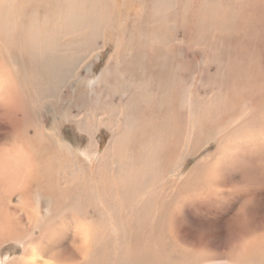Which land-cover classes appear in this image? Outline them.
Returning <instances> with one entry per match:
<instances>
[{"label":"bare ground","instance_id":"bare-ground-1","mask_svg":"<svg viewBox=\"0 0 264 264\" xmlns=\"http://www.w3.org/2000/svg\"><path fill=\"white\" fill-rule=\"evenodd\" d=\"M110 1L0 0V117H5L0 126V247L5 243L10 250L14 245L22 246V254L17 258L15 256L16 259L11 264H264V217L255 221L240 213L244 203L259 193L256 191L257 187L264 185V159L262 154L258 153L262 152L264 155V149L258 143L248 142L245 139L247 136L264 135V129L257 130L249 126L251 131H244L239 134V138L234 136L230 143L221 145L213 161L197 167L203 173L195 179L196 184L188 192V198L205 217L214 213L223 215V220L218 222L222 238L216 239L217 242L211 244L209 236L193 237L179 230L175 224H171L175 227L172 229L175 237H168L171 230L163 224L160 209L158 207L152 209L154 203L148 204L154 189H148L147 186L150 184L152 186L156 180H159L161 172L164 171L165 165L161 156L168 151V160H170L175 150L174 159H178L180 154L177 155L179 152L177 149L180 148L181 143L179 145L176 139L177 143L171 146L173 133L171 125L150 123V121L147 125L143 123L144 117L140 110L141 116L134 117L131 114L133 107L137 109L141 102L146 101L149 92L148 90L144 93L136 92L137 83L141 84L144 80H132L133 72L128 71L130 73L126 81L129 83L133 81V89L127 95H124V92L115 94L121 86L120 79L105 80L109 66L105 67L98 81L94 83L97 91L100 89V94L85 92L87 100H92L90 105L93 102H98L100 105L93 106V112L96 114L78 113L74 120L69 117L71 122L73 121L70 125L79 141L75 150L71 148L68 140L61 136L60 130L46 132L43 128L39 129L40 124H36L34 117L36 106L33 108V102L37 104L54 96H57L58 101L60 100V89L74 75V69L78 71L80 67L79 55L84 46L89 45L86 44L89 32L97 29L103 19L110 17L114 12L112 11L114 7L112 9V6L111 8L109 6ZM176 2L175 0L168 2L166 0L160 4L156 2V6L166 9ZM149 4L152 3L149 1ZM243 4L245 5V2ZM122 5L127 7L125 2ZM217 6L219 8V5ZM145 9L146 6L142 9L143 13ZM163 13L155 11L152 19L159 22L162 19L164 22L168 21L169 15ZM141 16L139 15L138 18ZM108 19L110 21V18ZM105 24L108 25V21ZM153 28L147 26L146 31L152 32ZM159 38L158 41L161 39ZM131 49L130 42L129 45H123L121 48L122 56L128 58V66L126 65L128 68H131L133 62L131 58L135 52L134 48ZM9 54L14 56L11 55L9 58ZM158 61L160 63L163 59ZM162 72L164 73V70ZM140 76L146 80L144 73ZM77 78L78 74L76 80ZM109 83L113 85L112 88H109ZM92 86H88L90 90L96 89ZM108 92L109 96L106 94ZM114 94L117 96V102L112 98ZM81 99L83 100V97ZM199 118L202 119L201 116ZM252 119H248L246 123ZM148 120L149 117L146 121ZM105 130L111 135L109 140L107 139V146L99 157H92L90 149L94 147L95 136ZM82 137L87 138L86 144L81 143ZM39 138L41 141H38ZM194 140L196 139L192 141ZM186 145L184 148L187 147ZM224 174H227L228 178L220 179ZM260 193L264 194V189ZM230 195L233 196L232 201L228 205H222ZM13 196L18 197L16 207L8 202ZM165 197L164 195L160 201L163 202ZM217 204L222 207L218 209ZM209 218L204 220L209 221ZM235 219L237 224L232 222ZM230 228L238 230L232 231ZM33 232H36V235L29 237ZM2 260L0 259V264H3Z\"/></svg>","mask_w":264,"mask_h":264},{"label":"rangeland","instance_id":"rangeland-1","mask_svg":"<svg viewBox=\"0 0 264 264\" xmlns=\"http://www.w3.org/2000/svg\"><path fill=\"white\" fill-rule=\"evenodd\" d=\"M121 1L122 0H111L109 2V6L110 8L112 6V9L114 7V9L112 10L114 11L111 15L112 17L110 16L104 18L101 24L97 28L98 31L97 29H95L92 30V32H89L88 39L86 41V44L89 45L84 46L83 51H81L79 55L80 61L78 62V64L80 63V67L78 68V71L75 68L74 75L72 76L73 78L70 77L67 80V82L64 84V87L60 89L62 99L60 98V100L58 101L57 96H54L51 99L41 100L37 104L33 102L34 103L33 108L36 106V110L34 111V115H35L34 117H36V124H40L38 125L39 129L43 128L44 131L46 132H53L54 130H60L59 132L61 133V136L65 140H68V143H70V145L72 146L71 148L75 150L79 141L77 140L76 138L77 135H75V132L70 125V123H73V121L71 122L69 117H71V119L74 120L78 113L84 115H89L91 113L96 114L95 112H93V106L96 107L100 105L98 102L97 103L93 102L90 105V102L92 100L89 101L87 100L86 98L87 96L85 95V92H89L90 94H95V95L100 94L99 92L100 89L99 91H97V87L96 85H94V83L98 81V78L101 75L102 71L105 69V67L109 66L108 67L109 73L105 80L110 81V80L120 79L122 81L121 86H119V90H117L115 94L119 95V93L121 94L122 92H124L125 93L124 95H127L128 92L129 91L131 92L133 89L132 88L133 81H131L130 83L127 82L126 81L127 76H129L130 72H133L131 78L132 80L133 79H138L140 81L144 80V82L141 84L137 83L136 92L144 93L146 90H148L149 92L147 93L146 101L141 102V104L139 105L140 107H138L137 109L133 107V109L131 110V114L135 117L139 115L141 111L144 117L143 123L147 125L149 124V121L150 123L162 124L167 126L171 125L173 127V133L171 134V138H172L171 146L173 147V145H175L177 141L179 145L181 143L179 148L180 150L177 149V152L178 151L180 152L177 153V155L180 154L178 155L180 157H177L178 159H174L176 157L175 150L173 151L172 153L173 157L172 159L170 158V160H168V155H169L168 151H165L164 154L161 156L165 165L163 169L164 171L161 172V177L159 180H156V182L153 184L154 186L153 185L151 186V184L147 186L149 187L148 189L150 188L154 189L153 195H151L148 199V204L151 205L154 203L152 209H156L157 207L158 209H160L161 220L163 221V224L166 225V228L168 227V229L171 230L168 234L169 235L168 237H175L173 232L174 230H172L175 227L171 226V224H175L179 230H182L186 232V234L192 235L193 237L206 238V236H209L211 244H213L217 242L216 239L218 240L222 238L221 228L219 227L220 224L218 222L220 220H223V215L214 213V215L210 214L205 217L203 214L199 212L196 206L193 205L192 200H190V198H188L189 196L187 195L188 192L192 190L193 185L196 184L195 179H197L203 173L199 171L200 169L197 167L204 166L208 162L213 161L218 151H220L221 145H227V143H230L234 136L236 138L237 137L239 138L240 137L239 134L244 131L247 130L251 131L249 126L255 127L257 130L264 129V103H263L264 102V41H263L264 40V7H263L264 0L262 1L261 0H234V1L233 0H198L199 3L197 0H175L177 1L176 4L166 9L164 7L158 8L156 6V2L160 4V2L166 0H135V1L124 0L122 2ZM149 1L152 4H149ZM123 2L126 3L127 7H124L122 5ZM233 2L234 4H232ZM244 2L245 5L243 4ZM217 5H219L220 9L218 8ZM144 6H146V9L145 12L143 13L142 9H144ZM137 8L140 10H138ZM157 10L159 13H163V12L167 13L169 15L168 21L164 22L162 19L160 23L159 21L153 20L155 11ZM217 12L218 14L216 15ZM139 15L140 16L142 15L141 18L140 17L138 18ZM173 16H175V18ZM108 18H110V21ZM113 19H116V21L115 20L113 21ZM107 21H108V25L105 24L107 23ZM138 22L139 24H137ZM135 25L137 26L135 27ZM103 26H106V28L104 27L105 28L104 29ZM145 26L146 27L152 26V28L153 27L154 28L152 29V32L151 31L147 32ZM161 28L163 29L161 30ZM160 30L162 33L160 32ZM175 31L176 33H174ZM156 33H158L159 35ZM133 35H135V37ZM235 35L238 36L236 37ZM102 36L106 38H103ZM209 37L210 38L212 37L213 40L210 39ZM158 38L160 39L159 41ZM139 39L141 41H139ZM161 40L162 42H160ZM123 41L126 43H124ZM129 42H130V46L132 47L131 50H133L134 48L133 51H135L133 53V57L131 58V60L133 61L131 63V68L126 67V65L128 66V60H127L128 58L122 56V51H121L123 45L126 44L129 45ZM148 42L150 43L148 44ZM138 43H140L141 47ZM144 48L147 50H145ZM165 48L168 50L166 51ZM151 50L152 52H150ZM170 51L173 52L170 53ZM218 53H220L221 55ZM11 55L14 56L13 54H9V58H11ZM209 55L210 57H208ZM237 55L238 56L241 55V56L238 57ZM160 59L161 61L163 59V61L159 63L158 60ZM147 60L149 61V63ZM261 68L263 70H261ZM122 70L124 72H122ZM129 70L130 72L128 73ZM163 70L164 73L162 72ZM141 72L144 73L146 80L140 76V74H143ZM77 74H78V78L76 80ZM169 74L172 76H170ZM199 83L201 84V86L199 85ZM205 84L207 85V87ZM91 85H93L92 87L96 88V89L93 88L95 91L92 90V88L90 90L88 86ZM171 86L174 88H172ZM112 87L113 85L109 83V88ZM175 88L178 91L175 90ZM157 92H159L160 94ZM106 94H108V96L110 95L109 92ZM115 94L114 96H112V98H114V101H116L117 99V96H115ZM82 97L83 100L81 99ZM57 101L60 103H58ZM94 101L96 102V98ZM159 105L163 108H161ZM193 105L195 106V108ZM199 115L202 117L203 120L199 118L200 117ZM146 116L147 118L149 117L150 120L146 121L147 120ZM239 117H241V119H239ZM4 118L5 117H0V126ZM170 118L173 119V121H171ZM250 118L253 119L249 123H246L247 120ZM224 119L225 121H227L226 123ZM237 119L239 120L236 121ZM186 120L187 122H185ZM199 120L201 122H199ZM215 121L217 122L215 123ZM50 123L51 125H49ZM216 124L217 126L218 125L219 126L218 127L215 126ZM225 125L228 127H226ZM189 132L190 134H188ZM191 133L192 134L195 133V135L194 134L192 135ZM108 135L109 132L105 130V131H101L100 133H98V135L95 136L97 140L98 138H100V142L98 140L99 143H97L96 139L94 140V144H93L94 147L90 149V154L92 157L100 156L102 151L107 146V142L111 136ZM182 135L185 137V139ZM186 136L189 139L186 138ZM190 136H193L194 138L193 137L191 138ZM182 138L185 141H183ZM193 139H196L194 140L195 143L192 141ZM38 141H41V139L39 138ZM245 141L256 142L264 149V135L262 136L252 135L250 137L247 136ZM86 142H87V138L82 137L81 143L86 144ZM191 143L193 145L195 144L194 147ZM198 144H200V146H198ZM184 145H186L187 147L189 145V147L191 146L190 148L192 147L193 148L192 149H190L189 147L184 148ZM181 147L183 148V150ZM192 152H194L195 154ZM258 153L262 154V158L264 159L263 153L262 152H258ZM196 158L199 159V161ZM173 163L175 165H172ZM192 163L193 165H191ZM255 163H260V162L255 161ZM170 164L172 167L170 166ZM186 169L188 170L186 171ZM195 169L197 171H195ZM177 175L179 177H177ZM227 178H228L227 174H224L222 177H220V179H227ZM186 185L188 187H186ZM263 189H264V185L263 184L259 185L256 189V191L259 193L254 197H252L251 199H249L248 201H246L243 205V209L240 211V213L242 212V214L250 220L256 221L264 217V194L260 193L261 190ZM243 194L245 195L246 192H244ZM164 195L166 197L164 201L161 202L160 200ZM168 195L169 197H167ZM16 197L17 196H13L8 199L10 205L17 206L18 197L17 198ZM232 199H233L232 195L228 196L222 202V205H228L232 201ZM179 200H181L182 202ZM165 202H167V204ZM179 204L181 205L179 206ZM171 207H173V209ZM217 207L219 209L222 206L220 204H217ZM207 217H210L209 221L204 220L207 219ZM212 218L214 221L212 220ZM164 219H166V221H164ZM232 222L234 224H237L236 219L233 220ZM241 225L242 223H240V226ZM230 230L237 231L238 229L230 228ZM33 234L35 236L36 232L31 233L29 237L32 236ZM8 240L10 239L8 238ZM20 254H22V246H20V244L17 245V247L16 245H14L11 250L6 243L0 247V259L1 260L3 259L2 260L3 264H9V263L11 264V262L14 259H16L17 256H19Z\"/></svg>","mask_w":264,"mask_h":264},{"label":"flooded vegetation","instance_id":"flooded-vegetation-1","mask_svg":"<svg viewBox=\"0 0 264 264\" xmlns=\"http://www.w3.org/2000/svg\"><path fill=\"white\" fill-rule=\"evenodd\" d=\"M98 140H99V142H100V138H98ZM98 140H97V138H96V142H97V143H99Z\"/></svg>","mask_w":264,"mask_h":264}]
</instances>
